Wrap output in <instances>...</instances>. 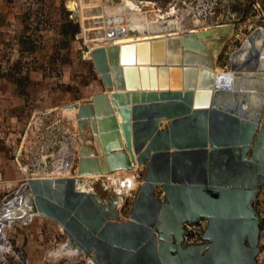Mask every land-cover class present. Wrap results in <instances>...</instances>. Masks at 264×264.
<instances>
[{
    "label": "water",
    "instance_id": "water-1",
    "mask_svg": "<svg viewBox=\"0 0 264 264\" xmlns=\"http://www.w3.org/2000/svg\"><path fill=\"white\" fill-rule=\"evenodd\" d=\"M233 30L192 26L182 37H127L121 30L91 50L105 90L91 102L62 106L78 109L76 173L146 166L128 221H121L116 195L79 190L74 176L32 177L13 203L27 196L30 214L57 221L66 245L91 255L92 264H259L254 202L264 186V25L220 71L217 58ZM12 205L0 207V230L31 220L25 212L13 216ZM202 217L209 220L207 243L184 245L185 223Z\"/></svg>",
    "mask_w": 264,
    "mask_h": 264
},
{
    "label": "rangeland",
    "instance_id": "rangeland-1",
    "mask_svg": "<svg viewBox=\"0 0 264 264\" xmlns=\"http://www.w3.org/2000/svg\"><path fill=\"white\" fill-rule=\"evenodd\" d=\"M70 1L0 0V207L30 178L57 176L71 153L66 162L72 158L70 176L77 177L79 189L95 188L105 196L98 177L117 184L112 173L75 175L78 124L62 106L88 102L105 87L90 58L83 21L72 19ZM93 1L98 5L95 10L103 2ZM134 1L146 10H174L168 18L178 19L186 30L233 24V33L217 58L221 71L229 70V55L243 39L264 25V0H148L151 4L146 7L142 4L146 0ZM148 15L151 19L153 12ZM71 21L79 25L75 34ZM24 76L30 80L18 82ZM162 192L156 191L157 198L164 199ZM126 196L121 221L129 220L136 199ZM254 206L260 216L258 261L264 264V186ZM67 241V233L55 220L41 215L25 223L14 219L0 230V264H92V256L85 252L56 255Z\"/></svg>",
    "mask_w": 264,
    "mask_h": 264
},
{
    "label": "bare ground",
    "instance_id": "bare-ground-1",
    "mask_svg": "<svg viewBox=\"0 0 264 264\" xmlns=\"http://www.w3.org/2000/svg\"><path fill=\"white\" fill-rule=\"evenodd\" d=\"M142 4L143 6L146 7V6H150L151 2L146 0V1H143ZM97 6L98 5L93 0H77V1L71 0L69 2V8L72 11H78L79 18L83 21L86 38L90 43V46H89L90 52L96 46L106 45V44L111 43L113 40L112 38L114 37H110L109 35L112 34L113 32H115L116 34L118 31H121V30H124L123 36H127V37L129 36L143 37L146 35H153V34H159L162 37L163 36L170 37V36H177V35L182 37L188 31V29L187 30L183 29V26L178 19L168 18L169 15L172 12H174V10L172 12L170 11L167 13H161L159 11H155L151 9L146 10L134 0H121L119 1V3L108 2V0H103L101 5L99 6L100 8L95 10ZM152 12H153V17L150 19L148 14ZM98 18L100 19V22L98 21V23H96L94 20L97 21ZM95 24L97 25V27L94 26ZM212 45L213 43L212 41H210L207 47L208 46L211 47ZM64 110H69V112H71V115L75 117L76 122H77L78 111H75V109H64ZM71 110H74V111H71ZM116 114H117V117L120 123V121H122V116L120 112L118 111ZM165 122L167 121L166 120L162 121V123H165ZM121 133L123 132L121 131ZM122 139L124 141L123 135H122ZM81 142H82V139L78 133V140H77V145H79L77 149L78 153H79V149L82 146ZM71 154H69V156H66L64 158L63 162L61 163L62 166L60 168V171L58 172L59 174H57V176H54V177L42 176V177H51V178L67 177V176L71 177L70 171H71L72 162H73L71 160L72 158H70V162L69 161L66 162L69 157H72ZM135 164L137 163L135 162ZM111 173L114 176H116L117 184H115L114 182H111V183L115 184L114 188L118 192V196H117L119 199L118 205L121 206L123 204V201L125 200V196L127 195L128 192H130L131 187L134 186L135 181L133 179L132 173L130 172L128 173V171L126 170H117ZM123 176L126 177L127 180L124 181V184L122 185ZM90 192H95V191L92 190ZM15 196H18L19 198V194ZM14 197L11 200H9L13 204L12 208L9 209L10 213L12 212L13 216L14 215L18 216V215H22L25 212V215H24L25 217L31 216L32 218L35 214H30L31 212L29 211V209L31 208V200L26 196L24 199H22V202L13 203ZM0 217H1V214H0ZM12 221L13 220H11L10 222ZM70 252L79 253V250L72 246H69V245L67 246L65 243L62 249L59 251H56L55 254L56 255L66 254ZM92 263H93V259H92Z\"/></svg>",
    "mask_w": 264,
    "mask_h": 264
},
{
    "label": "built area",
    "instance_id": "built-area-1",
    "mask_svg": "<svg viewBox=\"0 0 264 264\" xmlns=\"http://www.w3.org/2000/svg\"><path fill=\"white\" fill-rule=\"evenodd\" d=\"M122 170H126V171H128V173L129 172L132 173V176H133L135 183H134V186H132V187L130 186L131 190L127 195H133V198H135L140 187L142 186V184L144 182V176L146 173V166L139 165L138 163L137 164L132 163V167L130 169H122ZM75 175H77V173ZM77 176H79V175H77ZM98 178H99L98 180H101V186H102L103 190L107 193L105 196H101V198L105 199L110 194H114V195L118 196V192L114 188L115 184L111 183V179H109L108 177L105 178L103 176H99ZM126 180H127L126 177L123 176L122 185L124 184V181H126ZM94 190H95V188H94ZM162 196H164V191L162 192ZM161 198H163V197H161ZM126 200H127V196H126V199L123 201V205L120 206V208H119L120 210L124 206V204L126 203ZM208 224H209V220L207 217H202L196 223H193V222L185 223V229L187 230L188 234H186L184 236L183 244L184 245H193V244H205V243H207V241L204 239V233L208 227ZM258 263H259V261H258Z\"/></svg>",
    "mask_w": 264,
    "mask_h": 264
},
{
    "label": "trees",
    "instance_id": "trees-1",
    "mask_svg": "<svg viewBox=\"0 0 264 264\" xmlns=\"http://www.w3.org/2000/svg\"><path fill=\"white\" fill-rule=\"evenodd\" d=\"M72 28V33H77L79 31V25L77 23H74L73 21L69 24ZM23 80H30L29 76L20 77L18 82H23Z\"/></svg>",
    "mask_w": 264,
    "mask_h": 264
},
{
    "label": "crops",
    "instance_id": "crops-1",
    "mask_svg": "<svg viewBox=\"0 0 264 264\" xmlns=\"http://www.w3.org/2000/svg\"><path fill=\"white\" fill-rule=\"evenodd\" d=\"M105 90V88L104 89H102V91H104ZM102 91H99L98 93H100V92H102ZM92 100H90V101H88V102H91ZM88 102H84V103H88ZM79 145H77V147H78Z\"/></svg>",
    "mask_w": 264,
    "mask_h": 264
},
{
    "label": "flooded vegetation",
    "instance_id": "flooded-vegetation-1",
    "mask_svg": "<svg viewBox=\"0 0 264 264\" xmlns=\"http://www.w3.org/2000/svg\"><path fill=\"white\" fill-rule=\"evenodd\" d=\"M262 188V187H261Z\"/></svg>",
    "mask_w": 264,
    "mask_h": 264
}]
</instances>
